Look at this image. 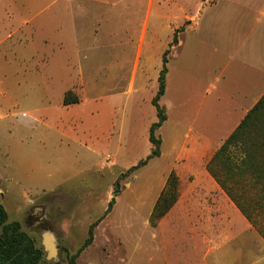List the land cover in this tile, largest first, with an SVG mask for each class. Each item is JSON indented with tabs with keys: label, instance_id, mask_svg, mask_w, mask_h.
<instances>
[{
	"label": "rangeland",
	"instance_id": "1",
	"mask_svg": "<svg viewBox=\"0 0 264 264\" xmlns=\"http://www.w3.org/2000/svg\"><path fill=\"white\" fill-rule=\"evenodd\" d=\"M232 1L205 5L190 28L182 8L200 0H0V202L43 263L69 264L103 215L76 264H264V236L206 169L242 113L228 109L239 82L252 78L235 63L220 74L212 21L239 11ZM166 48L160 153L129 170L151 149ZM67 91L77 103L63 104ZM171 170L179 196L153 226Z\"/></svg>",
	"mask_w": 264,
	"mask_h": 264
},
{
	"label": "trees",
	"instance_id": "2",
	"mask_svg": "<svg viewBox=\"0 0 264 264\" xmlns=\"http://www.w3.org/2000/svg\"><path fill=\"white\" fill-rule=\"evenodd\" d=\"M179 29H183V26ZM177 31L179 30L173 33L170 47L177 42ZM168 52L169 48H166L162 53V64L157 78L158 86L151 99L157 116L148 131L151 149L146 159L140 160L129 170L144 165L149 158L160 153L161 140L155 134V130L166 119L164 109L158 101L164 93ZM77 102L78 97L73 92L67 91L63 97V104ZM206 169L248 222L264 236V226L257 223L259 216L264 218V92L222 141L207 162ZM178 196V176L174 170H171L153 205L150 214L151 225L154 226L156 220L169 211ZM112 202V200L108 202L106 212L111 208ZM7 217L5 207L0 202V264H45L43 250L37 245L36 239L26 232L18 221H8ZM102 218L103 215L90 224L88 236L69 257V264H76L75 259L79 253L92 242L93 229Z\"/></svg>",
	"mask_w": 264,
	"mask_h": 264
},
{
	"label": "crops",
	"instance_id": "3",
	"mask_svg": "<svg viewBox=\"0 0 264 264\" xmlns=\"http://www.w3.org/2000/svg\"><path fill=\"white\" fill-rule=\"evenodd\" d=\"M232 2L240 8V12L237 9L232 12L227 8L225 11L219 12L217 20L212 21V24L217 25V53L224 54L222 55L224 57L220 65V74L227 76L230 73L232 64L235 63L233 66L236 72L241 73L244 70H251L252 78L246 82L244 81V83L242 80V82H239L240 85L232 101L233 103L228 106L229 113L236 114L237 111H242V113L238 115L236 123L227 134L236 127L247 110L264 92V0H235ZM205 5L217 7L219 0H200L193 11L182 8V18L187 19L186 23L191 21L190 28L196 23ZM233 14H235V18L231 17ZM178 43L177 41L171 47L178 45ZM210 91L211 89H207L205 96ZM252 96L253 99H251ZM202 138L210 147L218 144H214L213 139L207 134H202ZM214 182L216 187L225 194L218 183L215 180Z\"/></svg>",
	"mask_w": 264,
	"mask_h": 264
}]
</instances>
